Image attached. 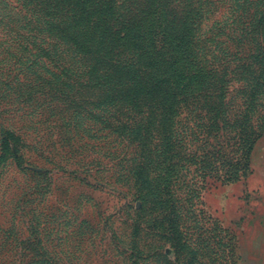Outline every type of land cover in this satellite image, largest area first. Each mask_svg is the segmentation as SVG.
<instances>
[{
  "label": "rangeland",
  "instance_id": "rangeland-1",
  "mask_svg": "<svg viewBox=\"0 0 264 264\" xmlns=\"http://www.w3.org/2000/svg\"><path fill=\"white\" fill-rule=\"evenodd\" d=\"M2 12L0 264H264V135L229 185L185 160L166 177L152 145L137 169L135 145L97 133L90 107L49 102L48 73L1 38Z\"/></svg>",
  "mask_w": 264,
  "mask_h": 264
},
{
  "label": "trees",
  "instance_id": "trees-1",
  "mask_svg": "<svg viewBox=\"0 0 264 264\" xmlns=\"http://www.w3.org/2000/svg\"><path fill=\"white\" fill-rule=\"evenodd\" d=\"M15 3L0 0L1 38L45 69L50 103L90 107L97 133L134 144L137 169L153 151L174 179L181 160L225 185L249 173L264 135V0Z\"/></svg>",
  "mask_w": 264,
  "mask_h": 264
}]
</instances>
